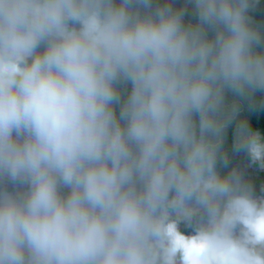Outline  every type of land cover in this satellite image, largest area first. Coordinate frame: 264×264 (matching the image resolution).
<instances>
[{"label": "clouds", "instance_id": "clouds-1", "mask_svg": "<svg viewBox=\"0 0 264 264\" xmlns=\"http://www.w3.org/2000/svg\"><path fill=\"white\" fill-rule=\"evenodd\" d=\"M195 3L185 26L151 0H0V178L29 185L0 191V264H264V196L217 169L262 34L250 0ZM235 145L264 168L247 121Z\"/></svg>", "mask_w": 264, "mask_h": 264}, {"label": "trees", "instance_id": "trees-1", "mask_svg": "<svg viewBox=\"0 0 264 264\" xmlns=\"http://www.w3.org/2000/svg\"><path fill=\"white\" fill-rule=\"evenodd\" d=\"M165 6L172 8L174 11H182V23L185 26L200 23L195 0H151V6L148 9L137 5L141 12L155 11L157 8ZM247 15L250 17L253 26L258 28L262 34L259 50H264V0H250ZM207 31L209 38L213 39L215 37V30L207 28ZM44 47L42 45L40 50H43ZM118 87L120 89V101L115 105L117 115H119L123 102L131 92L132 84L129 81H121ZM224 95L225 104L229 106L235 104L238 112L229 126L224 130V141L217 159V169L222 175L235 170L240 174L244 182L252 184L255 196H264V168L260 166L259 161L253 162L246 150L243 148L237 149L235 145L236 128L242 120L247 121L252 130L259 131L264 135V89L258 88L249 96L239 95L226 89ZM195 118L198 120V117ZM5 177L0 178V191L3 188ZM28 188L29 185L16 180L11 193H23ZM61 191L62 194L67 195L70 189L64 187ZM198 219V217H194L191 221V228L188 231H192V234L198 226Z\"/></svg>", "mask_w": 264, "mask_h": 264}, {"label": "water", "instance_id": "water-1", "mask_svg": "<svg viewBox=\"0 0 264 264\" xmlns=\"http://www.w3.org/2000/svg\"><path fill=\"white\" fill-rule=\"evenodd\" d=\"M15 181L12 180L10 177L6 176L5 180H4L3 188H2L1 191H6V192H10L11 193V190L13 188V185H14Z\"/></svg>", "mask_w": 264, "mask_h": 264}, {"label": "rangeland", "instance_id": "rangeland-1", "mask_svg": "<svg viewBox=\"0 0 264 264\" xmlns=\"http://www.w3.org/2000/svg\"><path fill=\"white\" fill-rule=\"evenodd\" d=\"M191 228V222L188 221H181L180 223V230L185 233L186 235L189 233L188 229Z\"/></svg>", "mask_w": 264, "mask_h": 264}, {"label": "flooded vegetation", "instance_id": "flooded-vegetation-1", "mask_svg": "<svg viewBox=\"0 0 264 264\" xmlns=\"http://www.w3.org/2000/svg\"><path fill=\"white\" fill-rule=\"evenodd\" d=\"M192 234V231H189V234L188 235H191Z\"/></svg>", "mask_w": 264, "mask_h": 264}]
</instances>
